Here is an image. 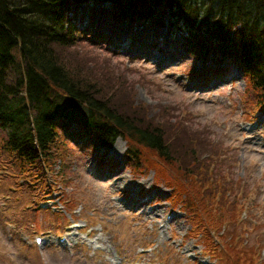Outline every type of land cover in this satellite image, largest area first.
I'll list each match as a JSON object with an SVG mask.
<instances>
[{
    "label": "rangeland",
    "instance_id": "obj_1",
    "mask_svg": "<svg viewBox=\"0 0 264 264\" xmlns=\"http://www.w3.org/2000/svg\"><path fill=\"white\" fill-rule=\"evenodd\" d=\"M70 5L68 14L81 13L80 25L99 27L98 21L104 20L99 29L114 52L104 44L87 42L69 52L75 51V58L86 56L81 61L84 68L100 65L116 90L130 89L129 102L144 108L157 123L172 117L175 126L169 142L182 139L186 126L192 128L187 152L198 153L208 171L202 189L214 192V203L223 202L225 193L236 201L235 215L241 214L235 223L231 217L220 221L223 238L228 235L231 244L236 234L237 248L243 247L241 242L252 244V263L264 264V113L250 119L258 104L256 90L233 67L229 76L206 73L219 66L184 51L186 34L178 32L169 13L158 21L114 22L109 3ZM123 25L130 27L123 30L124 37L112 38L114 31L108 28ZM144 29L153 35H140ZM139 40L159 41L165 62L133 58L136 52L131 48ZM250 123L257 126L251 129ZM71 129L77 132L80 126L74 123ZM205 138L202 148L199 143ZM127 149L121 137L109 149L85 137L66 146L48 177L49 194L40 203L37 192H30L29 180L12 176V170L0 163V264H221L219 258L213 262L202 252L204 229L195 230L188 206L177 203L170 183L157 179L154 169L134 173ZM38 203L40 209H35ZM74 223L83 225L78 238L72 237ZM36 235H43L46 242L38 245ZM58 236H67L68 241L60 243ZM215 243L220 250L226 242Z\"/></svg>",
    "mask_w": 264,
    "mask_h": 264
},
{
    "label": "trees",
    "instance_id": "obj_2",
    "mask_svg": "<svg viewBox=\"0 0 264 264\" xmlns=\"http://www.w3.org/2000/svg\"><path fill=\"white\" fill-rule=\"evenodd\" d=\"M88 1L0 0V163L12 176L29 180L30 192L41 200L66 146L85 137L109 149L121 137L127 141L134 173L154 169L157 179L177 185L175 200L188 206L195 230L204 229L200 233L209 255L221 264H254L252 244L241 242L243 247L237 248L236 234L231 244L228 235L223 238L220 221L231 217L235 223L241 214L235 215L236 201L225 193L223 202L214 203V192L202 189L208 171L198 153L187 152L192 128L186 126L182 139L169 142L172 117L157 123L144 108L129 102L130 89L116 90L100 65L84 68L86 56L75 58L76 52H69L79 43L99 45L108 38L99 29L102 25H80L79 11L74 17L68 14L71 3ZM91 1L109 3L114 22L158 21L169 13L176 28L185 32L184 48L190 54L218 65L230 57L248 73L259 101L264 99V0ZM152 46L162 51L158 42ZM74 123L80 126L78 132L71 129ZM206 140L200 141L202 148ZM215 241L226 243L217 250Z\"/></svg>",
    "mask_w": 264,
    "mask_h": 264
},
{
    "label": "bare ground",
    "instance_id": "obj_3",
    "mask_svg": "<svg viewBox=\"0 0 264 264\" xmlns=\"http://www.w3.org/2000/svg\"><path fill=\"white\" fill-rule=\"evenodd\" d=\"M104 20H102V21H98V24H100V25H103L104 24V22H103ZM125 27H127V28H125ZM125 28V29H124ZM109 29V31H114V32H116L117 33V35H118V39L120 40L122 37H124L123 35L125 34L124 33V31L126 30V29H130V27H129V25H123L121 28H116V27H109L108 28ZM124 30V31H123ZM140 35H150V36H152L153 35V32L151 33V32H149V30L148 29H144L143 31H141L140 32ZM145 42V40H142V42H140V40L138 41V44H141V43H144ZM119 142H122L121 140H118L117 141V143H119ZM116 143V144H117ZM121 175H122V173H120ZM120 175V176H121ZM121 180H123L122 178H119V181H121ZM114 184L115 185H119L118 184V182L117 181H115L114 182ZM146 214H148L147 212H145ZM165 228H166V226H165Z\"/></svg>",
    "mask_w": 264,
    "mask_h": 264
}]
</instances>
